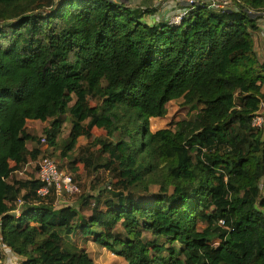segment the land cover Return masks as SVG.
I'll return each mask as SVG.
<instances>
[{
  "label": "trees",
  "instance_id": "obj_1",
  "mask_svg": "<svg viewBox=\"0 0 264 264\" xmlns=\"http://www.w3.org/2000/svg\"><path fill=\"white\" fill-rule=\"evenodd\" d=\"M230 1L196 4L173 23L124 0H0V242L21 264H97L65 242L80 234L126 264H264V130L253 125L264 107L253 36L264 0ZM178 99L199 109L153 131ZM66 117L60 157L83 136L72 163L111 178L57 206L37 176L15 172L52 158L28 120L52 121L43 137L56 148Z\"/></svg>",
  "mask_w": 264,
  "mask_h": 264
},
{
  "label": "rangeland",
  "instance_id": "obj_2",
  "mask_svg": "<svg viewBox=\"0 0 264 264\" xmlns=\"http://www.w3.org/2000/svg\"><path fill=\"white\" fill-rule=\"evenodd\" d=\"M125 2L129 3L130 5L134 7H142V8H156L157 13L154 15H146L145 19L149 22H159L161 20H169L170 22L174 23H180V18L178 17L181 12L183 11V8L186 7L187 0H124ZM232 7V5H230ZM257 15H260L257 19L258 29L253 31V36L255 39V48L258 52L260 60L264 61V13L259 12ZM168 112L167 115L163 118H152L151 119V128L153 131H156L160 128L165 127H175L176 123L184 118L190 117L195 111L199 109V107H189L184 104L183 99L173 100L168 103ZM261 113L264 116V107L261 109ZM67 122H65L60 130V134L57 139V147H52L49 145L47 141H43V130L44 128L53 125L52 121H47L40 125L38 128L33 126V123H30L28 125V132L39 136L41 138V147L43 148V151L46 155L51 156L55 161H57L60 168L63 170L69 171L73 174L74 180L76 184L80 188V193L73 194V195H63L60 199L57 201V206L66 205L70 203H77L81 200V198L86 194H96L97 191L101 188H104L105 183L109 178H111L110 173H108L106 170L101 169L98 171V173H93L92 171H89L83 163L77 162L72 163L76 156H79L81 154V148L86 146L89 143V140L85 137H80L79 142L77 145V148L74 152H71V157L67 158H61L60 153L61 149L63 148V144L65 143V140L68 138L70 134V130L72 127L71 122L69 121L68 117ZM27 128V126H26ZM264 130V123L261 127ZM94 138L99 137L102 139L107 138L106 131L99 128L93 129ZM31 142V141H30ZM33 142V141H32ZM36 144V142H33ZM37 145V144H36ZM101 144L97 143L96 145H93L92 150H98L101 148ZM40 159V158H39ZM39 159L31 164V170L32 171H26L29 172L28 174L31 176H37L38 172V163ZM72 166L78 167V170L76 172L72 171ZM17 177V176H15ZM18 178V177H17ZM22 178V177H21ZM26 178V177H24ZM160 191V187L158 185L151 186V193H155ZM94 200L91 198V204H93ZM18 212V211H17ZM85 214L91 213V207H88L84 210ZM83 238L82 242H86V235L80 234ZM86 236V237H85ZM145 237L149 239H153L154 237L150 233H145ZM90 238V237H88ZM80 241L79 238L76 239V242ZM92 243L94 241L90 240ZM162 241V240H161ZM95 244L91 245L89 247V253L92 256V258L95 260L97 264H125V260L115 255L113 252H111L109 249L105 247L103 249V246L100 244L94 242Z\"/></svg>",
  "mask_w": 264,
  "mask_h": 264
},
{
  "label": "built area",
  "instance_id": "obj_3",
  "mask_svg": "<svg viewBox=\"0 0 264 264\" xmlns=\"http://www.w3.org/2000/svg\"><path fill=\"white\" fill-rule=\"evenodd\" d=\"M186 7L178 16L180 21L196 4H208L214 9L226 10L229 8L230 0H187ZM174 23V22H173ZM177 23V22H176ZM264 123V116L261 111L255 116L253 125L256 127H262ZM45 141V138H43ZM38 179L43 183L42 187L38 190V194L42 197H46L53 189L57 200L63 195L80 193V188L74 180V176L71 172L60 169L57 162L48 157L41 156L38 163ZM58 202V201H57ZM23 201L18 200V206H21ZM18 211V210H17ZM5 258V251L0 247V264L3 263Z\"/></svg>",
  "mask_w": 264,
  "mask_h": 264
},
{
  "label": "crops",
  "instance_id": "obj_4",
  "mask_svg": "<svg viewBox=\"0 0 264 264\" xmlns=\"http://www.w3.org/2000/svg\"><path fill=\"white\" fill-rule=\"evenodd\" d=\"M30 123H33L32 125L35 126L36 128H38L40 125H42L43 121L41 120H28L27 122V130H28V125H30ZM28 148L32 149L36 147V144H34L32 141L27 143ZM33 162L30 161L29 163H27L22 169L17 170L15 172V176H17L18 178H31L32 176H30L26 171H32L31 170V164ZM37 176H38V172H37ZM62 206V205H61ZM79 238L80 241L76 242V239ZM86 239V242H82L83 238L79 235H75V236H66L65 242L69 245H71L72 249H74L75 247H80V248H86L89 252V247L93 244H95L94 240H92V238H84ZM94 241L93 243L90 241ZM96 245V244H95ZM0 247L3 248V250L5 251V258L2 264H21L24 261V257L16 254L15 252L12 251V249H10L9 247L5 246L4 244H2L0 242ZM103 249H105V247H103ZM126 262V261H125ZM126 264V263H125Z\"/></svg>",
  "mask_w": 264,
  "mask_h": 264
}]
</instances>
